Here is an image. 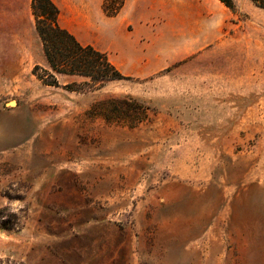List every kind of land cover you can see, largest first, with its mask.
Wrapping results in <instances>:
<instances>
[{"label":"rangeland","instance_id":"1","mask_svg":"<svg viewBox=\"0 0 264 264\" xmlns=\"http://www.w3.org/2000/svg\"><path fill=\"white\" fill-rule=\"evenodd\" d=\"M53 1L80 41H110L131 78L41 83L31 0H0V260L264 264V8L130 0L139 21L112 37L102 0ZM114 97L146 117L90 113Z\"/></svg>","mask_w":264,"mask_h":264},{"label":"trees","instance_id":"2","mask_svg":"<svg viewBox=\"0 0 264 264\" xmlns=\"http://www.w3.org/2000/svg\"><path fill=\"white\" fill-rule=\"evenodd\" d=\"M233 10V0H220ZM256 7L264 8V0H249ZM125 0H102L101 11L112 17L119 13ZM31 14L34 30L40 39L42 51L48 68L35 65L32 74L43 84L58 86L57 74L82 76L85 80L69 82L64 86L69 90H94L108 81L131 78L124 75L101 51L91 44H83L58 22L59 9L53 0H31ZM147 107L131 97H114L99 101L91 106L90 113L99 115L107 121H123L134 125L146 117ZM15 224V223H14ZM3 228L11 229L13 223L8 219L1 222ZM0 264H17L1 261Z\"/></svg>","mask_w":264,"mask_h":264},{"label":"crops","instance_id":"3","mask_svg":"<svg viewBox=\"0 0 264 264\" xmlns=\"http://www.w3.org/2000/svg\"><path fill=\"white\" fill-rule=\"evenodd\" d=\"M130 0H125V3L123 5V7L121 8V10L119 11V13L115 16L112 17H108L106 16V21H104V24H109V28L106 29L107 34L111 35L112 37H125L127 35V33L124 30V24L122 26V24L119 26H117L118 23H121L124 19H131L133 20L135 23L139 21V15L137 14L136 11H133L132 9H130ZM101 8V6H100ZM103 13V12H102ZM105 16V15H104ZM59 17V16H58ZM59 22V21H58ZM60 24V23H59ZM61 25V24H60ZM62 26V25H61ZM64 27V26H62ZM66 28L69 32H71L79 42L83 43V44H91L92 46H94L95 48L101 50V51H105L108 55L109 60L117 67V65L115 64V60L113 61L112 59H110L109 57V46L111 45L110 41H107L106 43H97L96 45L93 43H87V42H82L80 41V39H78V37L76 36V34H74L71 30H69L67 27ZM137 25H134V30L132 31V33H128L129 38L132 37V35H134V37H136V35L138 34V32L136 31ZM129 42L131 44H135L134 40L129 39ZM115 43V42H114ZM114 43L112 44L114 46ZM118 68V67H117ZM66 76H77V75H66Z\"/></svg>","mask_w":264,"mask_h":264},{"label":"water","instance_id":"4","mask_svg":"<svg viewBox=\"0 0 264 264\" xmlns=\"http://www.w3.org/2000/svg\"><path fill=\"white\" fill-rule=\"evenodd\" d=\"M11 104H13V102H11Z\"/></svg>","mask_w":264,"mask_h":264}]
</instances>
